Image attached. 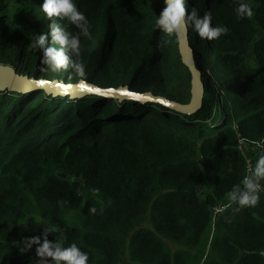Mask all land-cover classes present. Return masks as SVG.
<instances>
[{
  "label": "trees",
  "instance_id": "16d2710c",
  "mask_svg": "<svg viewBox=\"0 0 264 264\" xmlns=\"http://www.w3.org/2000/svg\"><path fill=\"white\" fill-rule=\"evenodd\" d=\"M243 2L253 16L238 20L236 0H188L228 29L215 40L188 30L205 87L194 114L97 95L0 92V264H34L36 245L18 254L16 246L49 228V242L75 243L87 264H264V193L243 208L228 198L246 173L238 136L264 138V0ZM42 3L0 0V65L190 101L177 37L155 29L163 0H74L92 37L71 55L84 77L72 65L43 71L42 51L28 48L50 32ZM215 207L225 208L214 216Z\"/></svg>",
  "mask_w": 264,
  "mask_h": 264
},
{
  "label": "clouds",
  "instance_id": "9594fccd",
  "mask_svg": "<svg viewBox=\"0 0 264 264\" xmlns=\"http://www.w3.org/2000/svg\"><path fill=\"white\" fill-rule=\"evenodd\" d=\"M163 4L162 11L156 15L155 19V29H159L161 32L174 34L177 38H184L191 27L202 40H215L228 32L227 27L212 25L210 11L200 16L195 7H191L189 10L188 0H163ZM38 9L44 19L52 21L49 26L50 32L33 36L28 45L30 50L38 48L42 51L43 55L40 58L42 70L58 72L72 65L75 67L76 73L84 77L83 64H75L71 55L80 54L81 36L92 38L85 15L78 10L74 0H43ZM235 13L238 20L253 16L251 5L243 0H236ZM58 21L69 22L79 29V35H71ZM49 36L52 46H46ZM261 181H264V154L256 159L254 165L249 161V175L243 178L240 185L233 186L228 198L237 203L240 208L255 206L259 201ZM97 211L96 207L89 209L92 214H96ZM99 211L103 212V209L101 208ZM53 230L47 229L43 237L26 238L19 251L25 253L31 250L33 245H36L35 256L39 258L36 264H87L89 254L82 251L75 243L64 247L59 243L49 242L47 235ZM46 258L51 259L47 260Z\"/></svg>",
  "mask_w": 264,
  "mask_h": 264
},
{
  "label": "water",
  "instance_id": "95a60500",
  "mask_svg": "<svg viewBox=\"0 0 264 264\" xmlns=\"http://www.w3.org/2000/svg\"><path fill=\"white\" fill-rule=\"evenodd\" d=\"M177 42L181 60L191 75V97L187 104H180L165 97L154 96L149 92L137 93L131 91L128 85L103 88L84 80H80L77 83H65L59 80L50 81L47 79H35L18 74L13 67L8 65H0V92L14 91L27 93L35 90H42L48 95L69 96L72 99L97 95L119 101L136 100L143 103H160L175 111L191 115L202 106L205 90L202 81L203 73L196 65V57L188 32L184 38H177ZM89 89H91V91Z\"/></svg>",
  "mask_w": 264,
  "mask_h": 264
},
{
  "label": "built area",
  "instance_id": "2783aa9c",
  "mask_svg": "<svg viewBox=\"0 0 264 264\" xmlns=\"http://www.w3.org/2000/svg\"><path fill=\"white\" fill-rule=\"evenodd\" d=\"M263 147H264V138L262 140H260V141H250L248 139H245V138L241 137L240 135L238 136L237 149L244 156L245 161H246V173H245V176L249 175V161H251L252 164H253L252 155L254 153H256L258 150H263ZM259 193H264V186L263 185H262V188H261ZM224 208L225 207H215L213 209L214 216H216L217 214L221 213ZM261 254L264 257V250L262 251ZM38 259L39 258H37L35 256V254H32V260H33L34 264H36V261Z\"/></svg>",
  "mask_w": 264,
  "mask_h": 264
},
{
  "label": "rangeland",
  "instance_id": "374dc122",
  "mask_svg": "<svg viewBox=\"0 0 264 264\" xmlns=\"http://www.w3.org/2000/svg\"><path fill=\"white\" fill-rule=\"evenodd\" d=\"M208 90V89H207ZM264 182V181H263ZM261 182V184L264 186V183ZM20 246H16V250L14 251L15 254H18Z\"/></svg>",
  "mask_w": 264,
  "mask_h": 264
},
{
  "label": "crops",
  "instance_id": "0c3cea01",
  "mask_svg": "<svg viewBox=\"0 0 264 264\" xmlns=\"http://www.w3.org/2000/svg\"><path fill=\"white\" fill-rule=\"evenodd\" d=\"M261 182H263V181H261ZM264 183V182H263Z\"/></svg>",
  "mask_w": 264,
  "mask_h": 264
},
{
  "label": "snow or ice",
  "instance_id": "6c2138e0",
  "mask_svg": "<svg viewBox=\"0 0 264 264\" xmlns=\"http://www.w3.org/2000/svg\"><path fill=\"white\" fill-rule=\"evenodd\" d=\"M91 91V89H89Z\"/></svg>",
  "mask_w": 264,
  "mask_h": 264
}]
</instances>
